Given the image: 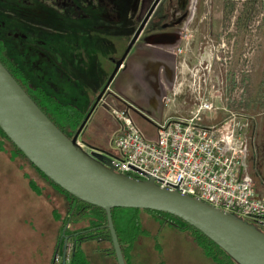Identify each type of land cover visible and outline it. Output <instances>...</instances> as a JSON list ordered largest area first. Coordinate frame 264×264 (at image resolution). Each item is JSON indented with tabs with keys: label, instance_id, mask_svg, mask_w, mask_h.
Listing matches in <instances>:
<instances>
[{
	"label": "rangeland",
	"instance_id": "obj_1",
	"mask_svg": "<svg viewBox=\"0 0 264 264\" xmlns=\"http://www.w3.org/2000/svg\"><path fill=\"white\" fill-rule=\"evenodd\" d=\"M226 1L232 7L227 19ZM3 3L8 1L0 0V38L6 56L24 70L33 84L57 90L60 99L77 103L86 115L91 97L96 95L97 99L110 91L115 64L132 38L131 27L124 23L125 14L107 30L98 27L103 21L73 20L69 16L61 21L52 18L45 24V15L21 20V10ZM247 8L253 14L248 20L246 12L243 14ZM146 32L144 35L151 37L175 36V41L184 44L183 52L173 62L185 77L196 71L201 78L217 76L222 81L229 106L251 117L249 165L254 155L260 157L257 164L264 175V0H163ZM75 43L82 46L77 59L73 55ZM36 52L44 57H35ZM183 97L179 103H191L189 97ZM93 113L84 127V137L110 148L108 138L115 127L114 119L103 109ZM133 116L148 137L154 135L153 124L135 113ZM98 120L107 131H97ZM20 158L11 159L0 150V264H60L63 245L66 243L69 258L72 250L71 242L60 238L63 231L53 214L55 208L62 210V196L25 163L23 169L36 180L42 193L32 190L22 175ZM256 186L264 191L260 183ZM141 217L148 232L134 242L130 250L132 264H215L187 232L159 223L150 212H141ZM82 245L91 264L115 263L112 252L108 253V242L95 239Z\"/></svg>",
	"mask_w": 264,
	"mask_h": 264
},
{
	"label": "built area",
	"instance_id": "obj_2",
	"mask_svg": "<svg viewBox=\"0 0 264 264\" xmlns=\"http://www.w3.org/2000/svg\"><path fill=\"white\" fill-rule=\"evenodd\" d=\"M183 45L167 52L178 56ZM187 74L189 77L182 75L173 62L157 97L170 112L154 121L152 137L140 129L129 108L102 97L100 105L115 125L105 155L112 159L116 171L139 178L151 175L162 187L176 188L257 225L264 224V191L257 189L247 162L253 144L251 117L229 106L217 76L201 78L196 71ZM181 96L189 97L191 103H179ZM63 259L64 264L69 259L66 243L61 263Z\"/></svg>",
	"mask_w": 264,
	"mask_h": 264
},
{
	"label": "water",
	"instance_id": "obj_3",
	"mask_svg": "<svg viewBox=\"0 0 264 264\" xmlns=\"http://www.w3.org/2000/svg\"><path fill=\"white\" fill-rule=\"evenodd\" d=\"M146 20L116 62L110 79ZM99 99L98 96L76 133L69 137L0 62V128L55 183L77 198L105 209L117 264H126L111 217V208L119 206L171 213L202 231L239 264H264V231L255 222L176 188L162 187L151 175L139 178L116 171L112 159L105 155L109 151L83 141L82 130L92 111L100 105ZM87 148L92 150L89 152Z\"/></svg>",
	"mask_w": 264,
	"mask_h": 264
},
{
	"label": "trees",
	"instance_id": "obj_4",
	"mask_svg": "<svg viewBox=\"0 0 264 264\" xmlns=\"http://www.w3.org/2000/svg\"><path fill=\"white\" fill-rule=\"evenodd\" d=\"M254 2L256 3V1H253L251 4L253 5V11L256 5ZM252 10L247 8V10L243 12V14L246 12L244 17L247 18V20L253 15L251 14ZM231 11L232 7L227 5L226 1V5L224 6V17L226 19ZM4 48V44L0 41V62L31 97L36 105L67 136L72 137L84 119V113L82 110H79L72 103L60 101L54 94L42 86L33 84L30 79L23 74L22 70L15 62L5 58L3 52ZM81 139L88 142L84 137V129L81 133ZM88 143L92 144L94 147L109 151V148L91 142ZM0 150L7 153L11 159L17 160V157H21L20 159L22 160L19 161V167L22 168V175L27 179L29 187L36 193H42V189L38 188L36 180L29 174V172L23 169L25 163H28L32 169H34L62 196V210L60 211L55 208L53 209V214L55 220L58 222V228H61L63 231L61 232L62 234L60 238H67L72 244L69 264H91L86 257V252L82 244L88 240L91 241L95 239L97 241H106L109 243L110 249H108V253L112 252L115 258L114 264H117L110 230L107 226V216L103 207L83 201L55 183L24 155V153L11 141L1 128ZM141 212H150L153 217L159 220V223L168 224L176 229L187 232L195 245L198 246L215 264H239L223 248L206 236L202 231L171 213L138 207H112V222L126 264H132L130 250L134 245V242L140 237V235L148 232L142 224ZM68 225H70V228L66 232ZM257 226L264 231V224ZM56 246L54 253L58 250V245Z\"/></svg>",
	"mask_w": 264,
	"mask_h": 264
},
{
	"label": "flooded vegetation",
	"instance_id": "obj_5",
	"mask_svg": "<svg viewBox=\"0 0 264 264\" xmlns=\"http://www.w3.org/2000/svg\"><path fill=\"white\" fill-rule=\"evenodd\" d=\"M7 1L8 3H3V4L22 11V15H21L22 17L20 18L21 20L25 19L27 16H31V15L34 16L35 14L39 16L45 15L42 24H45L46 21L51 20L52 18L61 21L64 19L65 16H69V18H72L73 20L74 19L81 20L84 18L86 19V21L89 22L103 21L104 24L98 27L99 28L103 27L107 30H111V28L121 20V14H125L126 20L124 21V23H127L131 27L132 37L138 30L139 26L144 22L145 18H147L143 28L140 30L134 42L138 40L148 39L149 41H152L155 44L164 47L165 50L166 49L170 50V48L179 44V42L175 41V36L171 37L167 35L166 36L161 35V36L151 37L146 34L144 35V33H147L146 29L148 27L149 22L151 21L155 11L158 9L159 5L162 3L163 0H7ZM0 41L4 44L1 38ZM4 47L5 48L3 52L5 54L6 53L5 44ZM80 50H82L81 44L75 43V49H73L74 51L73 55L76 59L79 55ZM57 55H59L58 52ZM38 56L44 57L41 52H36L35 57ZM169 56L174 58V56L171 54ZM5 58L14 62L13 59L6 56V54H5ZM20 69L22 70L23 74L30 79V77L26 75V73L21 67ZM170 74H171V66L168 70V77ZM105 95L106 96H104V93H101L99 96L100 97L99 100H101L102 97H107L109 99V97L111 96L110 93H106ZM92 106L90 107V110ZM76 107L80 110L78 106ZM249 156L250 153L248 155L247 162L250 173L252 174V177L254 179V182L256 184L260 183L261 185L264 186L263 171L261 166L257 164L260 161V157L254 155L253 161L249 165Z\"/></svg>",
	"mask_w": 264,
	"mask_h": 264
},
{
	"label": "crops",
	"instance_id": "obj_6",
	"mask_svg": "<svg viewBox=\"0 0 264 264\" xmlns=\"http://www.w3.org/2000/svg\"><path fill=\"white\" fill-rule=\"evenodd\" d=\"M169 55L164 47L148 39L134 42L125 56L123 65L117 70L112 80L110 86L111 92H109L111 95L109 97V103L129 108L131 110V116L136 123L137 121L133 113L139 115L154 126L155 120L162 119L170 112L168 108L157 102V97L162 92V84L168 79V70L172 62L176 61ZM50 92L60 101L65 102L64 99H60L56 95L57 90L56 92ZM95 99L96 95H93L89 100L90 107ZM72 100L70 99V102ZM73 104L80 107L77 103ZM102 109L111 117L108 110L102 104L96 110H93V112L95 113L97 110ZM95 125L96 129H98L97 131L103 132V130H106L99 120L96 121ZM145 129L149 131V125ZM257 189L259 190L258 187Z\"/></svg>",
	"mask_w": 264,
	"mask_h": 264
},
{
	"label": "bare ground",
	"instance_id": "obj_7",
	"mask_svg": "<svg viewBox=\"0 0 264 264\" xmlns=\"http://www.w3.org/2000/svg\"><path fill=\"white\" fill-rule=\"evenodd\" d=\"M157 42V41H156ZM155 60V59H154ZM138 61V60H137ZM145 61V60H144ZM147 61V60H146ZM139 63V62H138ZM142 64V63H141ZM167 69V68H166ZM168 76V75H167ZM136 88V87H135ZM149 104H150V102H149ZM150 108V107H149ZM151 110V109H150ZM157 110V109H156Z\"/></svg>",
	"mask_w": 264,
	"mask_h": 264
}]
</instances>
